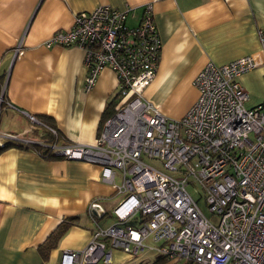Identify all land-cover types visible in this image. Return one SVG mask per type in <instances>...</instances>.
Segmentation results:
<instances>
[{
    "label": "built area",
    "instance_id": "1",
    "mask_svg": "<svg viewBox=\"0 0 264 264\" xmlns=\"http://www.w3.org/2000/svg\"><path fill=\"white\" fill-rule=\"evenodd\" d=\"M131 12L101 4L77 13L72 28L55 31L45 42L84 51L87 92L103 69L116 74L119 101L96 143L66 142L56 127L28 113L32 124L52 134L51 141L26 136L32 127L0 131L1 147L99 165L102 179L122 194L112 210L114 223H97L88 244L64 250L59 264H112L116 248L131 258L153 252L192 264H264V102L249 107L240 82L243 74L264 66V31L259 30V51L208 63L194 79V104L182 118H171L144 96L162 50L153 4H144L136 26L127 22ZM15 51L21 52V43ZM5 89L6 82L0 106ZM148 159L161 160L166 172ZM190 185L202 188L210 216ZM89 209L95 217L104 213L99 202ZM141 216L147 219L130 223Z\"/></svg>",
    "mask_w": 264,
    "mask_h": 264
},
{
    "label": "crops",
    "instance_id": "2",
    "mask_svg": "<svg viewBox=\"0 0 264 264\" xmlns=\"http://www.w3.org/2000/svg\"><path fill=\"white\" fill-rule=\"evenodd\" d=\"M148 2L162 50L144 96L171 118H182L194 104V79L208 63L221 65L261 49L264 0H0V95L6 82L0 131L32 127L26 136L40 138L28 113L47 116L66 142L96 143L119 101L116 74L103 69L87 92L84 51L45 42L55 31L72 28L77 13L101 4L132 8L127 22L136 26ZM240 82L249 107L264 102V66L243 74ZM121 198L97 164L0 146V264H59L64 250L88 244L97 223L104 226L109 218L114 223L112 210ZM92 202L102 205V216L90 211ZM150 253L131 258L116 248L112 264L175 262H156Z\"/></svg>",
    "mask_w": 264,
    "mask_h": 264
},
{
    "label": "rangeland",
    "instance_id": "3",
    "mask_svg": "<svg viewBox=\"0 0 264 264\" xmlns=\"http://www.w3.org/2000/svg\"><path fill=\"white\" fill-rule=\"evenodd\" d=\"M119 84V83H118ZM148 163H150L151 165H153L154 167L158 168V169H161L163 171L166 172V169L164 168L163 166V163L161 160L159 159H148L147 160ZM121 177L120 175H118L117 177V182L118 183H121ZM190 193L196 198V200L199 201L200 203V206L202 207V209L204 210V212L206 213V215L210 216V212H209V209L208 207L206 206V202L204 200V197L202 196L204 193H203V190L201 187L199 186H193V185H190L188 187ZM147 217L145 216H141L139 219H135V220H132L130 223H133V224H138L140 223L142 220H146ZM113 224V220L112 218H109L107 219L105 222H104V227H108L110 225ZM151 254H154V253H150ZM156 255V254H155ZM155 258L157 256H154ZM174 264H192V263H187L185 260H179V261H175Z\"/></svg>",
    "mask_w": 264,
    "mask_h": 264
},
{
    "label": "trees",
    "instance_id": "4",
    "mask_svg": "<svg viewBox=\"0 0 264 264\" xmlns=\"http://www.w3.org/2000/svg\"><path fill=\"white\" fill-rule=\"evenodd\" d=\"M38 118H39V120L43 123V124H46V125H49V126H53V127H55L53 124H52V122L50 121V119L47 117V116H41V117H39V116H37ZM37 125V127L38 128H40L41 130H38V131H40L39 132V136H40V138H43V139H46V140H48V141H51L52 140V134L48 131V130H46L44 127L45 126H43V125H39V124H36ZM37 130V129H36ZM38 149H40L39 147H37ZM40 150H42V149H40ZM152 253V252H151ZM156 254V256H157V258L155 259V261L156 262H164L165 261V259H167L166 257H164V256H162V255H159V254H157V253H155ZM168 260V259H167Z\"/></svg>",
    "mask_w": 264,
    "mask_h": 264
}]
</instances>
